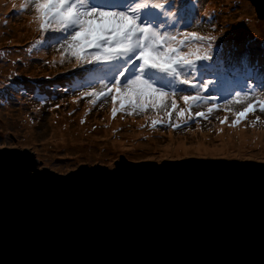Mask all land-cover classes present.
<instances>
[{
    "label": "water",
    "instance_id": "1",
    "mask_svg": "<svg viewBox=\"0 0 264 264\" xmlns=\"http://www.w3.org/2000/svg\"><path fill=\"white\" fill-rule=\"evenodd\" d=\"M250 1L264 19V0ZM6 146L0 264H264V159L237 169L219 166L242 162L232 157L120 151L118 171L83 160L31 176Z\"/></svg>",
    "mask_w": 264,
    "mask_h": 264
},
{
    "label": "snow or ice",
    "instance_id": "2",
    "mask_svg": "<svg viewBox=\"0 0 264 264\" xmlns=\"http://www.w3.org/2000/svg\"><path fill=\"white\" fill-rule=\"evenodd\" d=\"M11 7L17 15L31 11L29 26L34 25L38 36L25 51L54 49L58 56L45 63L68 65L66 72L83 78V90L73 102L86 99L89 111L111 101L112 119L119 113L144 115L149 127L173 130L187 127L190 121L208 120L219 110L226 113L218 118L221 125L228 124V114L234 117L229 127H236L257 109L264 113V64H260L264 52H256L249 38L237 42L231 33L221 30L217 34L216 15H202L196 0H21ZM202 24L211 25L206 33L188 30ZM239 48L242 54L234 55ZM242 67L247 69L242 86L219 94L220 80L240 73ZM253 69L260 73L259 82ZM6 79L11 84L12 77ZM240 104L246 106L233 111V105ZM201 107L206 111L193 112ZM13 147L16 150L10 154L18 158L27 175L46 174L42 160L30 156L28 149ZM0 152L8 153V147L0 144ZM231 159L242 162L219 166H252L243 162L247 157ZM120 166L114 165L117 171Z\"/></svg>",
    "mask_w": 264,
    "mask_h": 264
},
{
    "label": "rangeland",
    "instance_id": "3",
    "mask_svg": "<svg viewBox=\"0 0 264 264\" xmlns=\"http://www.w3.org/2000/svg\"><path fill=\"white\" fill-rule=\"evenodd\" d=\"M11 1L0 0V52L4 53L0 58V144L18 147L25 145L33 149L38 161L42 160L44 164L59 171L74 167L83 160H100L114 166L120 151L129 158L154 157L157 160L164 156L186 155L264 159V113L259 109L250 113L236 127L228 126L234 119L228 114V124L223 130L225 138L222 140L217 134L218 118L226 115L223 110L215 111L208 120L201 118L198 123L190 121L187 127L173 130L166 126H158L155 129L149 127L150 121H146L144 115L127 116L119 113L112 119L111 101L103 108L97 104L91 111L88 110L86 99L74 103V98L83 90V78L66 72L68 65L61 67L59 64L45 63L58 56L52 48H39L32 53L25 51L38 34L33 31L34 25L29 26L31 11L17 15L16 10L9 4ZM19 3L21 1L16 4ZM196 3L202 15H216L214 23L217 26V34L221 30L224 34L231 33L234 38L240 37L239 34L253 38L254 35L251 34H255L257 39H253L251 44L256 46V52H264V48L260 47L264 42V19L258 18L250 0H196ZM23 21L28 25L16 30V24ZM248 24L252 30L248 28ZM210 27L211 25L202 24L201 27L193 26L188 30L203 34ZM236 29L247 31L235 33ZM242 51L243 49L239 48L233 54L239 56ZM260 64H264V59H261ZM255 70L253 69V72ZM246 71L247 69L242 67L236 76L244 77ZM254 75L259 82V71ZM9 76L12 77L11 84H8L6 79ZM72 79L80 81L76 87L72 86ZM5 84H8V87H3ZM238 84L240 87V83H234L221 95L238 88ZM65 89L68 91L65 92ZM3 92L13 95L2 99ZM57 104L61 106L56 108ZM244 106L246 105H233V111H240ZM195 111H206V107L193 108V112ZM257 116L260 117L259 122H256ZM144 119L145 122H141ZM81 120L85 122L81 123ZM87 123L90 124L86 125ZM79 125L89 126L91 132H81L91 133L92 136L95 132H104L105 126H113L114 131L108 132L106 136L100 133L97 141L80 145L79 141L72 140L74 137L80 138L75 130ZM244 133H248L250 137L244 138ZM252 133L254 134L251 138ZM113 141L119 142L118 145L114 147Z\"/></svg>",
    "mask_w": 264,
    "mask_h": 264
},
{
    "label": "bare ground",
    "instance_id": "4",
    "mask_svg": "<svg viewBox=\"0 0 264 264\" xmlns=\"http://www.w3.org/2000/svg\"><path fill=\"white\" fill-rule=\"evenodd\" d=\"M21 0H12L9 4H12L13 2H15V3H18V2H20ZM6 9H4V11H5ZM253 23H254V21H253ZM28 24H25V22L23 21V22H20V23H18V24H16V30H19V29H21V28H23V27H25V26H27ZM254 26H255V23H254ZM248 28H251V30H252V27H250L249 26V24H248ZM26 37H28V36H26ZM26 37H25V39H26ZM33 52H35L34 50H33ZM227 87H229V86H227ZM7 95H8V93L6 92V93H4L3 92V96H2V99H5L6 97H7ZM147 121V120H146ZM141 122H145V119L144 120H142ZM88 124H90V123H87L86 125H88ZM91 126V125H90ZM114 126H116V125H114ZM225 126H226V124L225 125H221L220 123H219V125H218V134H217V136L220 138V139H224L225 138V134H224V128H225ZM79 128H76L75 130L79 133V136H80V138L79 137H74L72 140L73 141H79L80 142V145L81 144H83V143H88V142H95V141H97V137H98V135L100 134V133H104V135L106 136V135H108V132H113L114 131V129H113V126H112V128H107V126H105L106 127V130H104V132H95L94 133V135L92 136L91 135V133H89V134H83L82 132H81V130H85L84 132H91V130H89V126H84V125H79L78 126ZM253 134L254 133H252L251 134V138H252V136H253ZM243 137L244 138H249L250 136H249V134L248 133H244L243 134ZM256 137H253V139H255ZM257 139V138H256ZM87 141V142H86ZM117 143H119V142H117ZM117 143H115L114 141L112 142V144H113V146L115 147V146H117L118 144ZM207 149V148H206Z\"/></svg>",
    "mask_w": 264,
    "mask_h": 264
},
{
    "label": "trees",
    "instance_id": "5",
    "mask_svg": "<svg viewBox=\"0 0 264 264\" xmlns=\"http://www.w3.org/2000/svg\"><path fill=\"white\" fill-rule=\"evenodd\" d=\"M238 31H240V32H246V31H244V30H240V29H236L234 32L236 33V32H238ZM225 35H228V34H225ZM239 35H241L240 37H236L235 39L239 42V39L242 37V38H248L249 37V35H242V34H239ZM251 35H254V37L253 38H249L250 39V42L251 41H253V39H257V38H255L256 37V35L255 34H251ZM233 36V35H232ZM233 38H234V36H233ZM263 45H264V42H263ZM253 47H256V46H253ZM261 47V46H260ZM259 48V47H258ZM243 49V48H242ZM243 52V51H242ZM242 54V53H241ZM255 72L257 73V70H255L254 71V74H255ZM236 80H238V82L236 81ZM72 86H77L78 84H79V82L80 81H75V80H73L72 79ZM220 83L222 84V85H220ZM220 83H219V85H218V87L220 86H223V91H227L228 89H229V87H232L233 86V84L234 83H240L241 85L240 86H242V84L244 83V77H240V76H236V75H234V76H231L230 78H228V79H224L223 81H222V79L220 80ZM227 86H229V87H227ZM219 87V88H220ZM238 88H239V84H238ZM61 90H62V88H61ZM11 95H13V94H8L7 96L10 98L11 97ZM186 158H188V157H186ZM192 158H201V159H208L207 157H195V156H193ZM168 160V159H167ZM248 160H251V161H257V160H252V159H248ZM260 162V161H259ZM101 165H103V164H101Z\"/></svg>",
    "mask_w": 264,
    "mask_h": 264
}]
</instances>
